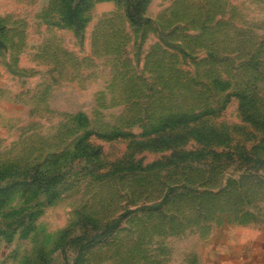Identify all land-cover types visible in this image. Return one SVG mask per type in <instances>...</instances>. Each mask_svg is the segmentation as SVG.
<instances>
[{
    "label": "rangeland",
    "instance_id": "1",
    "mask_svg": "<svg viewBox=\"0 0 264 264\" xmlns=\"http://www.w3.org/2000/svg\"><path fill=\"white\" fill-rule=\"evenodd\" d=\"M66 7L0 0V264H213L264 224V0Z\"/></svg>",
    "mask_w": 264,
    "mask_h": 264
},
{
    "label": "trees",
    "instance_id": "2",
    "mask_svg": "<svg viewBox=\"0 0 264 264\" xmlns=\"http://www.w3.org/2000/svg\"><path fill=\"white\" fill-rule=\"evenodd\" d=\"M89 0H66L67 7L64 16L66 20L73 23L76 26H82L84 24V9L87 6ZM127 2V15L134 23H142L144 21V9L147 0H126ZM87 3V4H86ZM0 43L2 41L0 40ZM244 104L243 106V114L244 117L252 122L255 126L260 127L264 131V97L259 101L255 97H251V95H243ZM252 100H250V98ZM252 101V102H251ZM259 101V102H257ZM248 103V104H247ZM249 105V106H247ZM190 118L188 115H180L177 117L168 118L164 122V126L170 124L171 121H184V119ZM45 171H42L40 168L36 169L35 174L33 175L34 182L47 183L48 187H45V190H49L50 184L56 185L61 176L58 174L55 175H45ZM43 177V178H42ZM43 179V180H42ZM7 192L0 188V202L1 199L4 202L6 198ZM126 212H123L119 217L112 219L108 223H104V225H99L96 222H92V225H89L86 222L88 228L93 229L95 232L94 234H89L88 231H84L82 235L79 236L78 239H88L89 247L94 245L96 242H101L107 235L112 233L117 227H119L120 223L124 221L126 217ZM86 221H90L91 218H86Z\"/></svg>",
    "mask_w": 264,
    "mask_h": 264
},
{
    "label": "crops",
    "instance_id": "3",
    "mask_svg": "<svg viewBox=\"0 0 264 264\" xmlns=\"http://www.w3.org/2000/svg\"><path fill=\"white\" fill-rule=\"evenodd\" d=\"M213 264H264V224L255 234L217 250Z\"/></svg>",
    "mask_w": 264,
    "mask_h": 264
}]
</instances>
